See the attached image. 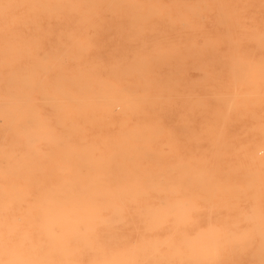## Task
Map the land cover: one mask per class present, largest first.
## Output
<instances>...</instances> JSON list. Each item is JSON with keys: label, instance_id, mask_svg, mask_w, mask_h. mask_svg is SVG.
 <instances>
[{"label": "bare ground", "instance_id": "obj_1", "mask_svg": "<svg viewBox=\"0 0 264 264\" xmlns=\"http://www.w3.org/2000/svg\"><path fill=\"white\" fill-rule=\"evenodd\" d=\"M237 1L210 0L215 11L209 29L236 31L238 18L248 12L247 2L238 9ZM93 2L0 0V10L4 6L10 9L25 5L26 13L17 19L20 26L30 30L24 36L11 33L0 48V236H4L0 246L3 248L22 244L27 235L51 233L61 224L59 221L67 225L64 220L73 219L77 209H86L80 217L90 218L92 205L96 203L92 192L101 186L119 187L124 202L130 198L128 190L133 188L134 198L129 199L133 203L152 205L160 201V211L173 210L178 220L179 216L185 217V211H194L224 219V224L231 222L239 207L255 203V197L259 196L260 170L252 159L259 135L248 134L245 125L258 123L264 117V106L246 111L244 120L233 124L227 137L221 133L220 116L209 110L198 112L195 119L189 116L179 126L174 124L171 137L154 142L153 133L146 126L150 117L138 110L142 86L153 83L146 67L129 63L123 50L112 56L108 55V49L102 53L86 51V42L94 34L89 11ZM163 2L169 6L164 15L171 16V20L167 29L156 27L155 32L164 39L170 36L179 39L183 35L182 16L177 9L191 8L194 15H199L198 0ZM122 3L125 12L140 17L147 14L140 5L148 6L153 0H122ZM46 4H52L53 9L43 7ZM75 5L83 7L77 11ZM48 37L54 38L51 45ZM195 68L193 61V79ZM251 68H242L241 80L248 87H254L260 77V70ZM112 97L128 105L125 115L107 110ZM115 122L135 124L131 140L136 148L113 149L103 144L99 148L101 155L118 157L110 168L102 162L105 159L92 160L90 148L82 146L77 151L66 145L61 152L58 144H49L60 135L78 136L84 125H90L88 129L98 134L100 124ZM108 131L104 136L116 135L110 127ZM29 137H39L41 142ZM143 151L154 154L158 161L152 165L138 164L134 157ZM94 161L99 162L96 165L100 169L92 167ZM68 162L74 173H68L71 170L62 166ZM166 165L172 166L169 173ZM162 182L168 184L169 192H164ZM198 200H202L203 206L196 207Z\"/></svg>", "mask_w": 264, "mask_h": 264}, {"label": "clouds", "instance_id": "obj_2", "mask_svg": "<svg viewBox=\"0 0 264 264\" xmlns=\"http://www.w3.org/2000/svg\"><path fill=\"white\" fill-rule=\"evenodd\" d=\"M43 7L51 10L54 6L46 4ZM73 7L78 11L83 6ZM140 7L147 14L137 17L123 10L122 0H94L89 7L94 34L86 42V51L102 53L111 45L109 56L123 50L124 59L129 63H141L146 67L153 83L142 86L138 110L150 117L146 126L152 131L154 142L171 137L174 124L179 126L189 116L195 119L198 112L209 110L220 116L221 133L227 137L231 126L244 120L246 111L264 106V27L251 29V34L209 29L214 5L210 0H198L199 15H194L191 8L187 11L177 9L182 16V37L164 39L157 35L155 28L167 29L171 16L166 18L164 12L169 6L163 0H153L150 5ZM193 61L196 63L195 79ZM244 66L260 70L254 87L246 86L241 80ZM107 110L114 115H125L128 105L112 97ZM245 127L248 134L259 135L256 155L252 157L260 170L259 196L255 197V203L239 207L230 223L196 238L200 242L208 239L216 242L218 251L211 264H264V117ZM29 139L41 142L39 137ZM92 195L96 204L90 216L91 236L98 237L129 226L131 212L121 198L119 187L101 186L94 189ZM140 250L148 255L159 252L152 242H145ZM136 252L134 249L124 259L97 264H188L185 259L166 262L140 259ZM3 254L6 258L2 264H45L29 258L23 249L10 251L5 245ZM192 254L190 247L186 256Z\"/></svg>", "mask_w": 264, "mask_h": 264}, {"label": "rangeland", "instance_id": "obj_3", "mask_svg": "<svg viewBox=\"0 0 264 264\" xmlns=\"http://www.w3.org/2000/svg\"><path fill=\"white\" fill-rule=\"evenodd\" d=\"M245 1L247 2L246 10H248V12L246 16L242 17L243 20L242 18H238L236 31L240 32L242 29L243 32H249V34H251L250 29L264 27V0H238L237 8L240 9L241 6L244 4L246 5ZM25 11V5L10 9L8 6L2 7L0 10V48L4 45L6 38L11 33L20 36L30 33L28 28L20 26L17 19L19 16H22V14H25ZM48 39V44L51 45L54 38L48 37ZM107 49L108 52H112L111 45H109ZM117 52L118 51L113 52V54H116ZM251 70L259 69L252 66ZM134 126V123H102L100 124L101 129L99 128V132L96 134V131L88 129L90 128V125H84L82 126L84 127V130H82L78 136L66 138L64 135H60L54 142L51 140L49 144H58L60 148H62L61 152L66 145L68 148L75 147L77 151H79V148L82 146L86 149L90 148V153L92 154L91 159H105V161L102 162L107 168H110L112 163L118 157L116 155H101L99 148L102 147L103 144H107L108 147L113 149H117L118 146L121 148H131L134 146L135 149L136 145L131 140L133 139L131 129ZM193 126L196 125L194 124ZM109 127L114 131L113 133H116L113 137L104 136V134H109ZM143 152L142 155L134 157V161L138 164L152 165L156 160L158 161L154 154H151L148 151ZM126 159L127 158L125 157L124 160ZM96 163L99 162L94 161L92 167L100 169L101 167H98ZM62 166L69 170L72 169L69 162L62 164ZM171 167V165H166L167 173L170 172L172 169ZM71 172L74 173L73 170L68 173L71 174ZM94 174L97 175L96 173ZM163 186H165L164 192H169L168 184L162 182L161 187L163 188ZM132 189L133 188H130L129 190L127 189L128 198L130 197L131 199L134 198L133 195H131ZM129 199L125 201L131 212V222L127 228L113 232H106L98 237H93L89 234L91 228L90 218H85L84 216L80 217L86 213V209H77L76 215L73 219L68 218L64 220L67 225H64L63 222L59 221L61 224L57 225L56 228H53L51 233L24 236L26 240L22 244L8 249L10 251L23 249L27 252L29 258L39 259L44 261L45 264H56L57 261H63L64 264H97V262L100 261L121 260L126 256L131 255L132 250L134 249L137 250L136 255L138 258H147L150 261L160 260L166 262L167 260L177 261L185 259L188 261V264H211V261L213 260L212 257L215 258V253L218 251L216 242L212 239L200 242L196 241V238L201 233H205L204 230H206L207 233V230L209 232L210 229L222 226L225 223L224 219H220L217 216L203 215L202 213L194 211H185L183 215L187 217V220L182 216V218L179 216L178 220L174 216L175 212L173 210L171 213L170 211H160V201H157L152 205H145L139 201L133 203ZM195 203L197 205L196 207L203 206L202 200H198ZM95 204L92 205V210L95 207ZM155 214L158 219H156V216L153 218ZM166 217H170V219ZM171 217H174L173 219H176V221L171 220ZM152 219V222H154V219L155 221L157 220L156 223L158 222V224H151ZM179 221L181 224H179ZM182 221H185V223ZM154 224L157 225L156 228ZM175 227H177V231L173 230ZM1 238H4V236H0V239ZM15 238H18V236H15ZM145 242L155 243L159 248V252H156L155 255L144 253L140 250V246L145 244ZM190 247L192 248V251L195 252L193 254L197 253V255L194 256L192 254L191 256H186V252ZM3 250L4 248L0 246V264H2V261L6 258L3 254ZM161 253H168L169 255L163 256ZM196 256L200 258V261H197L199 258Z\"/></svg>", "mask_w": 264, "mask_h": 264}]
</instances>
